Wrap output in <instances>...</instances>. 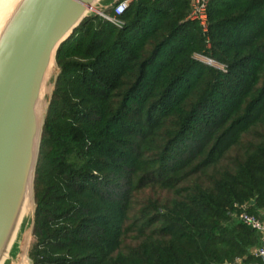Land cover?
I'll list each match as a JSON object with an SVG mask.
<instances>
[{
  "label": "trees",
  "instance_id": "obj_1",
  "mask_svg": "<svg viewBox=\"0 0 264 264\" xmlns=\"http://www.w3.org/2000/svg\"><path fill=\"white\" fill-rule=\"evenodd\" d=\"M191 3L93 13L60 47L32 264H264L235 217L264 211V0L211 2L207 31Z\"/></svg>",
  "mask_w": 264,
  "mask_h": 264
},
{
  "label": "water",
  "instance_id": "obj_2",
  "mask_svg": "<svg viewBox=\"0 0 264 264\" xmlns=\"http://www.w3.org/2000/svg\"><path fill=\"white\" fill-rule=\"evenodd\" d=\"M104 1L16 0L0 26V264L19 251L26 213L19 216L34 189L49 71L82 22L104 13Z\"/></svg>",
  "mask_w": 264,
  "mask_h": 264
},
{
  "label": "built area",
  "instance_id": "obj_3",
  "mask_svg": "<svg viewBox=\"0 0 264 264\" xmlns=\"http://www.w3.org/2000/svg\"><path fill=\"white\" fill-rule=\"evenodd\" d=\"M137 1L138 0H116L112 8L113 16L106 14L105 11H103L104 13L101 16L120 26L121 22L118 20V17L127 11L132 2ZM213 1L215 0H192L191 3L189 19L199 22L205 31H207L208 27V8ZM205 62L208 65L216 66L215 61L212 59L207 58ZM236 208H238L239 213H236L235 217L244 225L261 235V246L255 250V255L264 259V221L260 217L249 213L247 205H236Z\"/></svg>",
  "mask_w": 264,
  "mask_h": 264
},
{
  "label": "rangeland",
  "instance_id": "obj_4",
  "mask_svg": "<svg viewBox=\"0 0 264 264\" xmlns=\"http://www.w3.org/2000/svg\"><path fill=\"white\" fill-rule=\"evenodd\" d=\"M116 0H106L104 1L103 10L110 12L115 4ZM59 68L57 66V63H54L49 71V75L47 78L46 86L43 93V100L41 104L40 109V115L41 120L43 124L45 125L46 116L48 113L49 105L52 99V95L55 89L57 77L59 75ZM44 131V126H43ZM43 138V133H42ZM42 144V140H41ZM40 152H41V145H40ZM40 157V154H39ZM36 178V176H35ZM37 209V202H36V189H35V182H34V189L32 193V199L28 208V213L25 216V221L23 225V231L19 238V251L13 256V258L7 263V264H21L22 258L27 254V257L29 258L28 254L31 249V246L34 242V221H35V213ZM27 264H32L30 258Z\"/></svg>",
  "mask_w": 264,
  "mask_h": 264
},
{
  "label": "bare ground",
  "instance_id": "obj_5",
  "mask_svg": "<svg viewBox=\"0 0 264 264\" xmlns=\"http://www.w3.org/2000/svg\"><path fill=\"white\" fill-rule=\"evenodd\" d=\"M15 1L16 0H0V26L2 24H4L5 18L7 16V14L11 11V8H13V5L15 4ZM31 199H32V196H31ZM31 199L29 201H28V199L26 200V202L24 203V206H23V208L21 210V213H20L19 217H21L25 213L26 214L28 213V208H29ZM17 225L15 227V230L17 228ZM14 235H15V231L13 233V236H11L10 242L12 241ZM28 261H29V258L27 257V254L25 253V255L22 258L21 264H27Z\"/></svg>",
  "mask_w": 264,
  "mask_h": 264
},
{
  "label": "crops",
  "instance_id": "obj_6",
  "mask_svg": "<svg viewBox=\"0 0 264 264\" xmlns=\"http://www.w3.org/2000/svg\"><path fill=\"white\" fill-rule=\"evenodd\" d=\"M261 214H262L261 216H263V218H261V219L264 221V211H263ZM259 235H260V234H259ZM260 241H261V235H260ZM256 249H257V248H255L254 251H253L254 254H255V250H256ZM28 256H29V254H28Z\"/></svg>",
  "mask_w": 264,
  "mask_h": 264
}]
</instances>
